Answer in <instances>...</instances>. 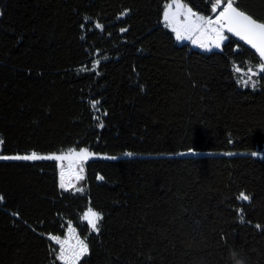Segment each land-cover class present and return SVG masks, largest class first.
Here are the masks:
<instances>
[{"label": "trees", "instance_id": "obj_1", "mask_svg": "<svg viewBox=\"0 0 264 264\" xmlns=\"http://www.w3.org/2000/svg\"><path fill=\"white\" fill-rule=\"evenodd\" d=\"M167 1L0 0V156L95 154L70 186L65 161L0 159V264H264V62L179 44Z\"/></svg>", "mask_w": 264, "mask_h": 264}, {"label": "rangeland", "instance_id": "obj_2", "mask_svg": "<svg viewBox=\"0 0 264 264\" xmlns=\"http://www.w3.org/2000/svg\"><path fill=\"white\" fill-rule=\"evenodd\" d=\"M162 20L168 28L172 30L179 44L187 43L193 48L209 52L211 50H220L223 43L227 40V35L224 30L216 22L209 21V17L197 14L183 0H168L163 8ZM221 36H223L224 39H220ZM33 153L18 156H31ZM35 154L40 157H60L57 159L58 163H63L65 159H74L80 166L82 160L95 155L93 152L87 150V156H85L80 152V149H72L62 154ZM75 174L78 180L77 170ZM89 209L92 208L88 206L84 215ZM86 221L88 222V220ZM68 235L69 237H67V240L63 241V245L65 246L64 254L69 261H73L74 257H77L83 248L80 243L75 241L71 233Z\"/></svg>", "mask_w": 264, "mask_h": 264}, {"label": "snow or ice", "instance_id": "obj_3", "mask_svg": "<svg viewBox=\"0 0 264 264\" xmlns=\"http://www.w3.org/2000/svg\"><path fill=\"white\" fill-rule=\"evenodd\" d=\"M228 10H230L232 13L235 14V17L240 18L241 20V26L243 28L244 31L251 33V34H255L258 35L261 38H264V22H258L257 20H255L254 18H252L251 16L243 13V12H238L236 10V8L233 7V2L232 0H229V3L227 5V9L225 12L221 13V16L227 15L228 14ZM97 27H101L100 25H97ZM233 29L230 27L229 31H232ZM123 31V30H122ZM237 34H239V32H237ZM220 39H224L223 36L220 37ZM250 44H252V46L254 48H257V45L255 43H253V41L251 39H249L248 41ZM219 46V45H217ZM258 51H260L261 56H264V49H259ZM261 70L264 71V65L261 66ZM98 101L93 102V106H95V104H98ZM80 152L82 154H84L85 156H87V150L86 149H80ZM50 159V158H56L59 159L60 157H40L37 154L33 153L31 156H15V157H2L0 156V159H24V160H33V159ZM61 187H63V185H61ZM238 199H242V200H249L250 197H248L245 193L241 192L240 196L238 197ZM95 218V219H92ZM83 219L88 220L89 224L91 225L93 230H98L97 229V224L96 221H98L99 219H101V216L99 213L95 212L92 209H89L88 212L85 213ZM259 227V225L257 226ZM53 240H56L57 242H59V238L58 237H50ZM86 251V246L82 249V252ZM59 259H63V253H61V255L58 257Z\"/></svg>", "mask_w": 264, "mask_h": 264}, {"label": "water", "instance_id": "obj_4", "mask_svg": "<svg viewBox=\"0 0 264 264\" xmlns=\"http://www.w3.org/2000/svg\"><path fill=\"white\" fill-rule=\"evenodd\" d=\"M228 3L223 5L220 1H218L215 4V7L219 9V12L216 16V23L224 30L225 33L242 41L246 46L252 48L261 57L262 61L264 62V56H261L260 51H258V48L264 49V38H261L258 35L244 31L241 26L240 18L235 17V14L232 13L230 10H228L227 15L221 16V13L226 11ZM233 7L236 8L238 12H242L234 4ZM230 27L233 29L232 31H229ZM237 32H239V34H237ZM249 39H251L253 43L257 45V48H254L252 44L248 42ZM194 154H198V153L194 152Z\"/></svg>", "mask_w": 264, "mask_h": 264}, {"label": "built area", "instance_id": "obj_5", "mask_svg": "<svg viewBox=\"0 0 264 264\" xmlns=\"http://www.w3.org/2000/svg\"><path fill=\"white\" fill-rule=\"evenodd\" d=\"M76 165L75 162H67L65 167H63L61 169L63 175H65V179H64V184L66 186H70V185H74L76 184V175H75V170H72V168ZM65 170V172H64ZM65 241V240H64ZM61 245L63 246V254H64V251H65V246L63 245V241H60ZM64 260L65 262H70L66 255L64 254Z\"/></svg>", "mask_w": 264, "mask_h": 264}, {"label": "clouds", "instance_id": "obj_6", "mask_svg": "<svg viewBox=\"0 0 264 264\" xmlns=\"http://www.w3.org/2000/svg\"><path fill=\"white\" fill-rule=\"evenodd\" d=\"M237 264H242V261H237Z\"/></svg>", "mask_w": 264, "mask_h": 264}, {"label": "bare ground", "instance_id": "obj_7", "mask_svg": "<svg viewBox=\"0 0 264 264\" xmlns=\"http://www.w3.org/2000/svg\"><path fill=\"white\" fill-rule=\"evenodd\" d=\"M76 169V165L72 168V170H75Z\"/></svg>", "mask_w": 264, "mask_h": 264}]
</instances>
